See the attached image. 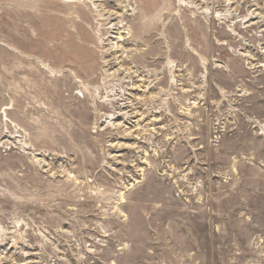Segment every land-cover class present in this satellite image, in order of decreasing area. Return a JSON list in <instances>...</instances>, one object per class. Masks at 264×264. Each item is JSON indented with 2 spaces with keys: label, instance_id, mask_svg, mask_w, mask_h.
Masks as SVG:
<instances>
[{
  "label": "rangeland",
  "instance_id": "rangeland-1",
  "mask_svg": "<svg viewBox=\"0 0 264 264\" xmlns=\"http://www.w3.org/2000/svg\"><path fill=\"white\" fill-rule=\"evenodd\" d=\"M0 264H264V0H0Z\"/></svg>",
  "mask_w": 264,
  "mask_h": 264
},
{
  "label": "bare ground",
  "instance_id": "bare-ground-1",
  "mask_svg": "<svg viewBox=\"0 0 264 264\" xmlns=\"http://www.w3.org/2000/svg\"><path fill=\"white\" fill-rule=\"evenodd\" d=\"M97 2H98V0H97ZM227 3H229V2H227ZM227 7V6H226ZM128 8L125 6L124 7V12H123V15H119V16H116L115 14L114 15H111L112 16V18H114V21H119L118 22V24H115L114 26L115 27H118L117 28V30H120V28L123 30V27L124 26H122V24H123V22L126 20V18H127V16L129 15V14H127V12H129L130 13V11L129 10H127ZM230 11V10H229ZM230 13H232V12H230ZM230 13H228V14H230ZM233 14H231V16H232ZM134 74V73H133ZM127 76V75H126ZM125 76V77H126ZM127 78V77H126ZM125 78V79H126ZM123 81H124V79H122ZM122 82V81H121ZM122 97H120V99H121ZM126 99V98H125ZM126 101V100H125ZM127 104V103H126ZM128 105V104H127ZM122 106V105H121ZM129 107V106H128ZM131 107V106H130ZM127 109V108H126ZM6 142H8V140L6 141Z\"/></svg>",
  "mask_w": 264,
  "mask_h": 264
}]
</instances>
